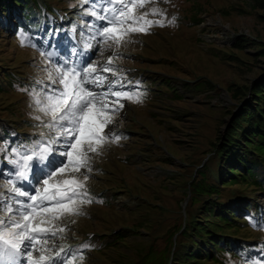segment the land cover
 Returning <instances> with one entry per match:
<instances>
[{"label":"rangeland","instance_id":"rangeland-1","mask_svg":"<svg viewBox=\"0 0 264 264\" xmlns=\"http://www.w3.org/2000/svg\"><path fill=\"white\" fill-rule=\"evenodd\" d=\"M43 5L45 17L41 14L40 22L46 30L36 32L43 28L32 25L34 42L45 47L42 41L47 39L49 50L55 45L58 60H75L73 48L83 51L80 32L87 36V24L93 20L83 14L89 5L81 6V0L43 1ZM156 6L166 16L149 19H163L164 26H154L146 35L134 34L132 42L120 49L123 58L115 65L132 85H139L125 90L141 93L140 102L123 101L125 107L109 126L122 138L106 144L101 154L93 157L94 171L87 182L93 202L81 206L82 215L67 216L61 222L70 231L58 243L71 248L91 244L84 252L83 264H156L160 260L157 251L164 247L166 235L155 232L158 221L165 219L163 224L170 227L188 215L192 219V204L187 214V201L178 205L176 201L188 192L191 175L203 169L207 160L206 176L215 179L211 144L227 134L249 99L241 100L242 88L264 72V57L258 55L264 44V10L256 9L253 0H160ZM172 18L174 22L168 23ZM73 25L77 26L75 37ZM240 39L243 49L236 47ZM111 54L108 51L101 57L97 46L81 59L103 62ZM43 68L37 48L22 46L20 35L16 38L12 28L0 26V141L10 147L37 138L26 90L46 77ZM6 156L0 154V173L15 171ZM51 159L55 164L62 158ZM6 178L0 176V183ZM245 190L254 197L244 200L258 204L264 212V194L252 187ZM241 196L239 189L230 188L217 198L222 201L226 197L234 203ZM141 204L155 205L148 218L140 215ZM235 208L245 212L242 204ZM246 211L254 217L255 207ZM255 229L260 232L245 229L240 235L264 238V231ZM118 235L124 237L116 249L104 246L106 241H117ZM253 248V256L240 258L239 264L264 260V250L259 245ZM118 252L124 255L111 261Z\"/></svg>","mask_w":264,"mask_h":264},{"label":"snow or ice","instance_id":"snow-or-ice-1","mask_svg":"<svg viewBox=\"0 0 264 264\" xmlns=\"http://www.w3.org/2000/svg\"><path fill=\"white\" fill-rule=\"evenodd\" d=\"M159 2L81 0V6L89 5L83 14L93 20L87 24V36L80 32L83 51L73 48L75 60H58L55 45L49 50L44 39L45 47H38L32 36L20 31L21 45L39 51L46 77L26 90L37 138L12 147L0 141V154L7 153L15 169L0 173L7 176L0 183V188L6 189L0 191V264H83L84 252L91 244L71 248L58 243L70 231L61 222L67 216L82 215L81 206L93 202L87 187L94 171L93 157L100 155L106 144L122 138L109 126L125 107L123 101L140 102L142 94L125 90L132 82L115 65L123 58L120 49L132 42L134 34L146 35L152 27L164 26L163 19H149L166 16L156 6ZM149 4L153 6L148 8ZM76 29L73 25V37ZM97 46L101 57L108 51L112 54L103 62L81 59ZM53 156L62 159L54 164ZM250 222L264 231V222L257 223L254 218ZM245 264H264V260Z\"/></svg>","mask_w":264,"mask_h":264},{"label":"trees","instance_id":"trees-1","mask_svg":"<svg viewBox=\"0 0 264 264\" xmlns=\"http://www.w3.org/2000/svg\"><path fill=\"white\" fill-rule=\"evenodd\" d=\"M43 1L50 3L55 0H0V26L12 28L16 38L21 30L33 37L31 26L42 25L41 14L44 16L45 13L40 3ZM253 1L256 9L264 10V0ZM50 7L52 8L51 5ZM44 30L46 29L36 32L42 33ZM242 41L243 39H240L236 43L237 48L245 47ZM258 55L264 57V44ZM228 57L236 59L234 55ZM242 89L241 96L244 97L241 100L247 96L249 99L229 125L227 134L219 135L217 141L211 144L215 153L214 166L217 168L215 179L206 176L209 162L207 160L203 169L196 175H191L186 185L188 192H184L176 201L177 205L187 201V214L192 204V219L188 215L183 222H176L170 227L168 223L163 224L165 219L158 221L155 232H164L166 237L164 247L157 251L161 256L156 264H239L240 258L248 260L253 256L256 252L251 250L254 249L253 246L259 245L260 249L264 246L262 237L240 235L245 229L260 232L252 226L250 218L256 217L260 222H264V212L260 206L244 200L248 196L254 197L245 193L246 188L252 187L256 192L264 194V72L259 79ZM230 188L239 189L242 196L234 199V203L226 197L220 201L217 198L220 193H226ZM245 203L248 204L247 207ZM238 204H242L245 212L251 206L255 207L254 217L239 212L235 208ZM139 207H142L139 209L140 215L148 218L149 209H153L155 205L148 204L145 207L141 204ZM202 213L207 216H202ZM117 237V241H106L104 246L109 244L110 248L116 249L124 236ZM120 254L124 255L118 252L111 261L117 260Z\"/></svg>","mask_w":264,"mask_h":264}]
</instances>
